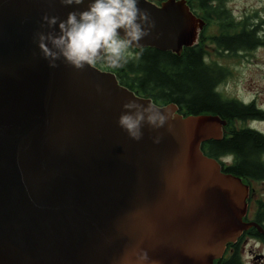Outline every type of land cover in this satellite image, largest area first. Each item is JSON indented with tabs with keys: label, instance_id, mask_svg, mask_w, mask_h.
Listing matches in <instances>:
<instances>
[{
	"label": "water",
	"instance_id": "95a60500",
	"mask_svg": "<svg viewBox=\"0 0 264 264\" xmlns=\"http://www.w3.org/2000/svg\"><path fill=\"white\" fill-rule=\"evenodd\" d=\"M138 6L155 25L142 48L180 54L198 42L205 22L186 0ZM72 10L0 0V264H122L140 252L148 264H214L242 232L264 234L244 221L249 186L201 150L226 120L156 105L97 66L48 67L41 17ZM130 99L172 119L134 141L116 123Z\"/></svg>",
	"mask_w": 264,
	"mask_h": 264
},
{
	"label": "trees",
	"instance_id": "16d2710c",
	"mask_svg": "<svg viewBox=\"0 0 264 264\" xmlns=\"http://www.w3.org/2000/svg\"><path fill=\"white\" fill-rule=\"evenodd\" d=\"M186 1L193 13L206 22L198 44L184 48L180 54L143 48L139 59H132L119 69L97 67L113 72L121 85L138 96L151 98L157 105L172 103L184 116L216 115L226 120L222 138L203 143L201 150L219 161L224 173L240 177L250 185L264 179V134L250 127H237L236 123L264 121V109L255 102L246 104L224 97L218 91L226 70L208 61L207 49L212 46L227 54L252 51L264 46V35L248 17L235 21L225 6L227 0ZM209 26H214L217 33L206 34ZM226 157H231L230 163L221 160ZM255 221L264 227V201L257 202ZM247 236L264 240V235L251 228L236 243H229L224 257L214 264H243L241 244Z\"/></svg>",
	"mask_w": 264,
	"mask_h": 264
},
{
	"label": "clouds",
	"instance_id": "9594fccd",
	"mask_svg": "<svg viewBox=\"0 0 264 264\" xmlns=\"http://www.w3.org/2000/svg\"><path fill=\"white\" fill-rule=\"evenodd\" d=\"M65 7H73L64 19L45 14L35 43L49 68L59 64L83 71L104 65L119 69L132 59H139L143 51L141 41L150 36L154 22L147 11L138 5L140 0H59ZM139 49V51H135ZM101 89L97 87V91ZM172 119L171 114L154 104H141L130 99L122 104L117 126L134 140L143 137L145 125L152 130L163 128ZM159 135L153 138L159 142ZM146 252L126 256L122 264H148Z\"/></svg>",
	"mask_w": 264,
	"mask_h": 264
},
{
	"label": "rangeland",
	"instance_id": "374dc122",
	"mask_svg": "<svg viewBox=\"0 0 264 264\" xmlns=\"http://www.w3.org/2000/svg\"><path fill=\"white\" fill-rule=\"evenodd\" d=\"M151 1L157 4L158 0ZM225 6L235 21L248 17L252 23L260 26L261 34L264 35V0H227ZM214 33H217L216 28L209 26L206 34ZM207 51L208 61L220 64L226 70L225 78L218 86V91L224 97L235 98L246 104L255 102L256 106L264 109V46L236 54L223 53L212 46ZM236 126L250 127L264 134V121H238ZM221 160L230 163L231 157L222 158ZM250 186L254 190V195L252 201L249 202L251 211L248 213V217L252 218L257 202L264 201V179L253 181ZM249 237L247 236L246 239ZM242 246L244 249L242 248L240 256L243 264L260 263L261 256L259 254H264V246L255 243L251 237ZM250 250L251 252H257L258 256L251 255Z\"/></svg>",
	"mask_w": 264,
	"mask_h": 264
},
{
	"label": "flooded vegetation",
	"instance_id": "af4514ba",
	"mask_svg": "<svg viewBox=\"0 0 264 264\" xmlns=\"http://www.w3.org/2000/svg\"><path fill=\"white\" fill-rule=\"evenodd\" d=\"M254 195V191L252 192V194L250 195V197H249V199H248V201L250 202V201H252V196ZM249 202H248V213L251 211V209H250V207H249ZM256 202V201H255ZM256 212H257V207L255 208V212H254V216L252 217V218H249L248 217V215H247V219L249 220V221H255V215H256ZM256 222V221H255ZM262 226V225H261ZM262 228L264 229V227L262 226ZM250 238V237H249ZM249 238H247V239H245L244 241H243V244H246L247 243V241L249 240ZM254 241H255V243H259L261 246H264V240H261V239H258V238H254V237H251ZM243 248V247H242ZM244 249V248H243ZM250 253H251V255L253 254V256H258V253L257 252H251V250H250ZM259 256H261V261H260V263H258V264H264V254H262V253H260L259 254Z\"/></svg>",
	"mask_w": 264,
	"mask_h": 264
},
{
	"label": "bare ground",
	"instance_id": "6f19581e",
	"mask_svg": "<svg viewBox=\"0 0 264 264\" xmlns=\"http://www.w3.org/2000/svg\"><path fill=\"white\" fill-rule=\"evenodd\" d=\"M225 129V128H224ZM262 260V259H261Z\"/></svg>",
	"mask_w": 264,
	"mask_h": 264
}]
</instances>
